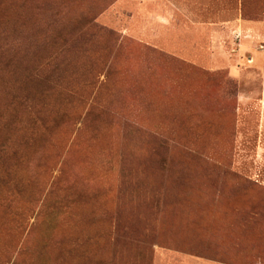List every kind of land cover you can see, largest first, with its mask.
Masks as SVG:
<instances>
[{
  "label": "rangeland",
  "instance_id": "rangeland-1",
  "mask_svg": "<svg viewBox=\"0 0 264 264\" xmlns=\"http://www.w3.org/2000/svg\"><path fill=\"white\" fill-rule=\"evenodd\" d=\"M0 264H264V0H0Z\"/></svg>",
  "mask_w": 264,
  "mask_h": 264
}]
</instances>
